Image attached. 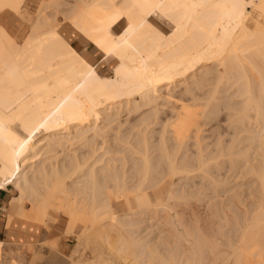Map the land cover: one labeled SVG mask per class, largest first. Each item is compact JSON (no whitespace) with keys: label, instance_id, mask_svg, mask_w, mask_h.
<instances>
[{"label":"bare ground","instance_id":"bare-ground-1","mask_svg":"<svg viewBox=\"0 0 264 264\" xmlns=\"http://www.w3.org/2000/svg\"><path fill=\"white\" fill-rule=\"evenodd\" d=\"M4 192L0 264H264V0H0Z\"/></svg>","mask_w":264,"mask_h":264},{"label":"rangeland","instance_id":"rangeland-1","mask_svg":"<svg viewBox=\"0 0 264 264\" xmlns=\"http://www.w3.org/2000/svg\"><path fill=\"white\" fill-rule=\"evenodd\" d=\"M252 8L249 7V10H251ZM11 34H15V30L11 28ZM76 46H78L77 48L79 50H82V51H85L86 53V56L89 58V60L94 63L96 61H98V67H99V70H102L106 75H110L112 74V70H111V65L109 63H107L106 60H104L103 58L100 57V52L97 51L95 48H93V46H91V44H89V42L87 41H77L75 43ZM87 46V47H86ZM98 59H97V58ZM112 64L114 65L115 62H112ZM232 91V90H231ZM230 91V92H231ZM223 112V113H222ZM225 112V113H224ZM226 114H227V110L224 109L223 111H221V117L220 118H226ZM224 124H225V121H224ZM208 127V126H206ZM208 133V132H206ZM208 141H211V139H207L205 140V142H208ZM227 171V166H224V169L222 170V173H226ZM198 181L200 180L199 178L197 179ZM7 193V192H6ZM8 194V193H7ZM8 202V196H7V201H6V204ZM5 204V205H6Z\"/></svg>","mask_w":264,"mask_h":264},{"label":"crops","instance_id":"crops-1","mask_svg":"<svg viewBox=\"0 0 264 264\" xmlns=\"http://www.w3.org/2000/svg\"><path fill=\"white\" fill-rule=\"evenodd\" d=\"M0 241L4 242H13L16 241L18 232L13 229H7V217L4 213L3 205L6 204L7 201V193L0 194ZM23 237V236H22Z\"/></svg>","mask_w":264,"mask_h":264}]
</instances>
